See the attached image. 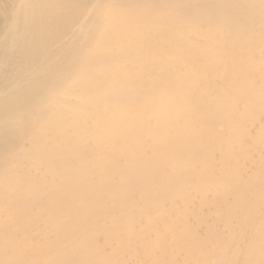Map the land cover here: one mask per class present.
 I'll use <instances>...</instances> for the list:
<instances>
[{
	"label": "bare ground",
	"instance_id": "1",
	"mask_svg": "<svg viewBox=\"0 0 264 264\" xmlns=\"http://www.w3.org/2000/svg\"><path fill=\"white\" fill-rule=\"evenodd\" d=\"M0 264H264V0H0Z\"/></svg>",
	"mask_w": 264,
	"mask_h": 264
}]
</instances>
